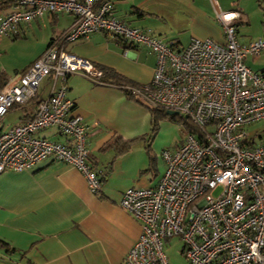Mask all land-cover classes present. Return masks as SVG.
Listing matches in <instances>:
<instances>
[{
	"label": "built area",
	"instance_id": "2783aa9c",
	"mask_svg": "<svg viewBox=\"0 0 264 264\" xmlns=\"http://www.w3.org/2000/svg\"><path fill=\"white\" fill-rule=\"evenodd\" d=\"M210 1L224 42L192 38L178 50L117 18L112 0H12L0 16L1 40L43 13L73 15L72 23L0 88L1 127L11 107L34 98L43 77L51 85L29 118L0 128V173L51 159L78 169L88 189L99 191L102 171L91 163L86 125L66 96L69 75L102 74L65 46L95 32L153 53L150 81L123 87L146 105L172 110L197 127L185 130L177 147L162 149L165 168L155 186L122 192L119 204L139 222L140 233L121 264H169L164 244L172 236L183 242L187 264H264V143L252 145L246 129L264 119V74L244 64L247 55L264 52V38L239 43L238 12ZM44 129H54L66 141L38 135Z\"/></svg>",
	"mask_w": 264,
	"mask_h": 264
},
{
	"label": "crops",
	"instance_id": "0c3cea01",
	"mask_svg": "<svg viewBox=\"0 0 264 264\" xmlns=\"http://www.w3.org/2000/svg\"><path fill=\"white\" fill-rule=\"evenodd\" d=\"M222 10H235L236 36L241 44L264 38V0H214ZM12 0H0V16ZM112 12L131 27L149 31L175 49L192 38L222 43V27L210 0H112ZM73 21L70 13H43L19 25L17 35L0 40V85L23 72ZM66 49L102 71L98 78L71 74L66 96L74 103L87 128L92 165L104 172L97 193L82 173L65 163L46 159L30 169L0 173V264H121L140 233L139 222L119 201L128 187H153L164 172L161 151L151 132L149 108L127 94L123 85L150 81L155 55L105 32L69 42ZM244 64L264 74V52L247 55ZM111 70L119 78L103 77ZM125 83V84H124ZM50 80L43 77L36 98L11 107L1 129L29 118L38 100L49 95ZM246 127L252 145L264 143V131ZM254 128V129H253ZM38 135L60 142L66 137L54 129ZM129 142L120 152L118 142ZM168 141L165 148L178 144Z\"/></svg>",
	"mask_w": 264,
	"mask_h": 264
},
{
	"label": "rangeland",
	"instance_id": "374dc122",
	"mask_svg": "<svg viewBox=\"0 0 264 264\" xmlns=\"http://www.w3.org/2000/svg\"><path fill=\"white\" fill-rule=\"evenodd\" d=\"M172 114H166V116H160L158 119L157 130H156V144L161 148L168 141L178 143L177 147L183 136L185 128L182 126L181 122L177 116L172 117ZM175 115V114H174ZM259 131H264V122H261L254 126ZM5 128H8L5 125ZM209 130L213 129V125L207 127ZM254 129V128H253ZM164 147V148H165ZM168 148V147H167ZM217 193V191H216ZM183 242L178 236H172L169 241H165L164 252L167 256L169 264H187L182 252Z\"/></svg>",
	"mask_w": 264,
	"mask_h": 264
},
{
	"label": "trees",
	"instance_id": "16d2710c",
	"mask_svg": "<svg viewBox=\"0 0 264 264\" xmlns=\"http://www.w3.org/2000/svg\"><path fill=\"white\" fill-rule=\"evenodd\" d=\"M103 73H104V75H103L104 78L105 77L107 78V76L112 77V79H115L114 83L118 84L119 78H116V76L114 77L113 74L115 75V73H113L111 70H107V69L103 70ZM0 88H1V85H0ZM127 94H129V93H127ZM35 98H36V95L32 99H35ZM146 106L149 108V112L151 115V132H152V135H154V133H156V130H157L158 119L160 118V116H166V112L164 109H161V108L151 107L149 105H146ZM171 116L174 117L177 115L175 114V115H171ZM177 118L179 119L178 121L181 122V124L185 128V130L191 131V132L197 131V127L187 117H178L177 116ZM115 142H118L120 152L126 150L127 147L129 146V142H123L122 143L119 140H115ZM103 177H104V172H102L100 174V177H99L100 183H101Z\"/></svg>",
	"mask_w": 264,
	"mask_h": 264
},
{
	"label": "water",
	"instance_id": "95a60500",
	"mask_svg": "<svg viewBox=\"0 0 264 264\" xmlns=\"http://www.w3.org/2000/svg\"><path fill=\"white\" fill-rule=\"evenodd\" d=\"M165 112H166V114H172V115H174V114H175V112H174V111H172V110H166Z\"/></svg>",
	"mask_w": 264,
	"mask_h": 264
}]
</instances>
